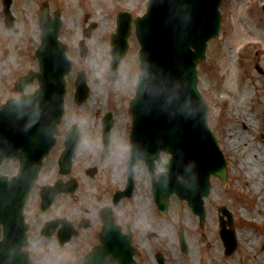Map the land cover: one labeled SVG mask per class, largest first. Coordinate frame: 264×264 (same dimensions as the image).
Masks as SVG:
<instances>
[{
	"label": "flooded vegetation",
	"instance_id": "1",
	"mask_svg": "<svg viewBox=\"0 0 264 264\" xmlns=\"http://www.w3.org/2000/svg\"><path fill=\"white\" fill-rule=\"evenodd\" d=\"M17 1L12 0L11 3L15 23L8 30L2 11L3 1L0 0V24L6 32L4 39L0 40V74L12 72L16 75L14 79L37 70L36 50L41 45L37 14L36 36L31 37L29 32H24L23 21L18 15ZM114 32L115 30H108L99 39L107 45ZM96 34L97 31L90 32L84 39L88 54L91 43L96 40ZM82 37L83 33L74 46L66 40L65 34L60 35V40L69 45L70 52H79L78 46L84 41ZM127 38L129 48L133 42L137 44L134 28H130ZM249 64L256 75L251 76L249 84L251 116L253 123L258 125L257 116L260 114V123L264 126V60L255 52V55L250 57ZM103 79L107 82V91L100 88L98 93L94 94L96 99H100L92 100L94 105L90 106L95 107L97 103L98 107H103V110L97 109L94 113L95 125H79L75 128L74 121L77 117L74 116L68 127L62 128L60 125L66 116L65 111L63 113L55 144L47 156L48 159L56 152L53 157L55 177L49 181L42 179L46 159L23 210L24 223L27 225L25 242L22 234H17L14 238L10 233L8 236L6 225L0 223V264H14L13 260L8 262V255L14 252L20 255L18 264H24V253L29 255L32 264H41L42 260L46 262L42 264H85V258L95 249L99 250L89 264H264V190H258L261 181L253 173L250 176L243 173L239 176L232 175L236 173L232 161L236 150H228L226 143L221 142V139L217 140L227 161L228 175L225 179L215 176L210 178L209 196L203 202V216L194 214L184 202L175 197L170 198L166 209L165 206L155 203L148 174L149 195H145L143 202L138 203V186L135 183L138 167L133 175V185L126 187L129 99L117 89L110 90L117 86L118 82L109 83L107 77ZM74 81L73 79L69 83L66 82L64 104L73 100ZM70 84L72 98L67 97ZM88 93L89 100L92 96L90 89ZM102 94L106 96L99 97ZM88 100L81 107L86 106ZM81 107L72 104V112L74 108ZM72 112L70 111V116L74 115ZM103 121H110L107 146L104 145ZM74 129L79 136L77 148L69 169L61 172L58 165L59 156L65 148L66 135ZM216 137L220 138L219 132ZM259 138L264 141V131L260 130ZM115 147H118V150ZM116 154L122 156L123 162H120ZM80 155L86 162L94 159L102 163V168L99 164L88 167L91 169L87 166L81 167ZM120 164L123 166V173L119 178L123 179V183L114 184L116 174L108 170ZM237 167H240L239 163ZM99 172L102 175L101 181L91 183ZM49 186L59 193L52 198L48 208L42 209L40 190ZM121 192L130 194L116 198ZM61 202L64 208L60 209ZM174 202L183 204L186 213H171ZM34 248L42 251L41 261L35 259L32 253ZM52 249L51 254L49 250Z\"/></svg>",
	"mask_w": 264,
	"mask_h": 264
},
{
	"label": "water",
	"instance_id": "2",
	"mask_svg": "<svg viewBox=\"0 0 264 264\" xmlns=\"http://www.w3.org/2000/svg\"><path fill=\"white\" fill-rule=\"evenodd\" d=\"M10 3L11 0H4L7 17ZM220 4L221 0H148L145 13L133 21L140 48V70L129 105L132 128L127 187L131 186L137 164L145 163L159 206L166 207L169 195L174 194L186 201L193 213H202L210 176H227L226 162L207 126V104L196 88V65L205 58L206 43L218 35ZM39 10V73L23 76L16 89L22 93L34 78L39 88L0 108V165L6 158L19 161L16 176L0 177V223L9 222L14 231L13 223L20 222L22 234L25 226L21 210L42 160L54 144L63 111L64 77L71 68L67 47L58 41L62 26L59 12L52 20L47 3H42ZM262 10L264 14V6ZM116 17L117 31L110 46V81L118 78L117 68L128 51L132 22L128 12H119ZM94 28L90 25L84 33ZM76 88L74 102L80 104L88 96L82 72L78 73ZM109 126L110 122L105 123V141ZM65 147L59 161L61 171L70 166L76 148L75 133L68 134ZM161 153L170 158L164 172L156 175Z\"/></svg>",
	"mask_w": 264,
	"mask_h": 264
},
{
	"label": "rangeland",
	"instance_id": "3",
	"mask_svg": "<svg viewBox=\"0 0 264 264\" xmlns=\"http://www.w3.org/2000/svg\"><path fill=\"white\" fill-rule=\"evenodd\" d=\"M43 1L24 0V3H22V0L17 1L18 15L23 21L24 32H29L31 37L36 36L37 20L35 14L39 11L38 7ZM48 1L51 16L54 11H61L63 27L60 35L65 34L66 40L72 46L81 37L82 31L88 24L96 23L97 25L94 32L97 31L98 34L95 35L96 40L91 43L90 52L86 59L80 58L77 51L68 53L73 67L72 73L66 78V82L69 83L75 79L76 71L83 69L86 72L92 96L86 106L78 109L74 108L73 112L71 101L65 102L66 116H64L60 126L62 128L68 127L74 116L77 117L76 121H74L76 125L87 127L95 125V119L93 120L94 113L97 109L103 110V107H98L96 102L95 107L90 108V106L94 105L92 100L97 98L94 94H97L100 88L107 91L108 85L103 77H106L110 63V49L108 45H104L101 42L99 37H102V34L104 35L108 30H115L116 13L118 11H128L135 19L145 12L147 0ZM221 2L219 7V12H221L219 35L208 42L206 58L197 66V88H199L202 97L206 99L208 104L209 113L207 119L211 130L215 135L218 132L220 133V138L218 137L217 139L225 142L228 150H236V156L232 159L236 173H232V175L239 176V174L245 173L246 168H250V171L261 181L258 190H264V141L259 138L260 130L264 131V126L260 123V114L257 116L258 125L253 123V117L251 116L252 107L250 106L251 90L249 86L251 76H256L249 64L250 57H253L255 52H257L261 59L264 60V17L260 11L264 0H221ZM4 35H6V32L3 30V25L0 24V40L4 39ZM105 39L108 40L107 37ZM138 51V45L133 42L125 57V61L119 66V82L117 86L110 89L111 91L119 90V93H123V96L128 99L133 94L132 89L139 72ZM15 77L16 75L12 72H2L0 74V104L9 97H17L12 85ZM68 94L67 97L72 98V84L68 85ZM104 96L106 95L102 94L99 97L102 98ZM70 111L74 115L71 114L72 116H70ZM115 149L118 150V147H115ZM55 153L53 152L48 157L43 168L42 179L47 181L55 177V160L53 158ZM116 155L121 160L120 162H123L122 156ZM167 159V155L162 156V163L157 167V171L163 170ZM80 161L81 167L87 166L88 168L99 164L102 168V163L94 159L86 162L84 157L80 155ZM84 162L86 163L83 165ZM238 163L241 170L240 167H237ZM121 165L108 170V172L116 174L114 176L115 180H113L114 184L123 183V179L119 178L121 173H123V166ZM16 168L17 163L6 160L1 167V173L10 176L16 172ZM101 176L99 172L90 182L101 181ZM135 176V183L138 186L136 192L137 200L140 204L146 198L145 195H149V178L146 167L140 165ZM262 195H264V192ZM105 200L107 202V199ZM30 205L31 203H29V208ZM173 206L174 209L171 213H186L183 204L174 202ZM59 208H64L63 202L59 204ZM49 251L52 254L53 249ZM32 253L36 260L41 261V250L34 248ZM49 257L52 258L53 255H49ZM40 263L46 262L42 260Z\"/></svg>",
	"mask_w": 264,
	"mask_h": 264
},
{
	"label": "bare ground",
	"instance_id": "4",
	"mask_svg": "<svg viewBox=\"0 0 264 264\" xmlns=\"http://www.w3.org/2000/svg\"><path fill=\"white\" fill-rule=\"evenodd\" d=\"M245 162H247V161H245ZM251 173H252V172L250 171V168H246V169H245V173H244L245 175L250 176ZM261 175H262V173H261Z\"/></svg>",
	"mask_w": 264,
	"mask_h": 264
}]
</instances>
